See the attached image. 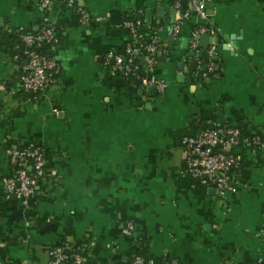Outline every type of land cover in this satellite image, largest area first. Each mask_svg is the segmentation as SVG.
I'll list each match as a JSON object with an SVG mask.
<instances>
[{
    "label": "crops",
    "instance_id": "1",
    "mask_svg": "<svg viewBox=\"0 0 264 264\" xmlns=\"http://www.w3.org/2000/svg\"><path fill=\"white\" fill-rule=\"evenodd\" d=\"M37 1L0 0V264H47L65 244L86 264H126L135 253L152 264L264 259V146L246 144L264 143V0L205 1L213 75L202 70L206 48H190L203 21L192 13L174 35L188 0H53L47 12ZM44 18L58 38L57 71L30 97L19 35ZM136 20L135 30L125 24ZM135 41L160 51L150 69L136 55L129 81L106 55ZM150 75L165 85L154 97ZM223 122L244 142L232 189L219 195L183 173L180 140ZM26 145L43 148L47 176L24 205L1 179L13 174L8 149Z\"/></svg>",
    "mask_w": 264,
    "mask_h": 264
},
{
    "label": "built area",
    "instance_id": "2",
    "mask_svg": "<svg viewBox=\"0 0 264 264\" xmlns=\"http://www.w3.org/2000/svg\"><path fill=\"white\" fill-rule=\"evenodd\" d=\"M205 1L207 0H188L187 8L181 12L179 20L174 26V35H176L180 26L179 22L190 17L192 13L203 21L191 31L190 48L192 51L200 50L202 35L211 36L212 34L210 24L207 22L210 13L205 7ZM52 4L53 0H38L36 7L47 12ZM125 24L135 30L134 27L139 25L140 21H127ZM19 40L21 47L19 54L20 58L24 60L19 72L21 91L26 96L43 93L51 84V73L57 71V63L52 56L39 52L38 48L45 45L50 52L54 50L58 40L55 28L52 24H48L44 18L37 31L21 32ZM159 51V46L154 43L129 42L124 46L122 56L108 53L106 63H111L110 67L114 73L118 72L123 76H128L131 71L136 69L133 64V58L136 55H145L150 69ZM215 53L213 44H209L203 53L207 59L206 73L212 75L215 74L213 59ZM145 83L154 84L158 93L164 91V83L152 75ZM180 142L184 174L197 180L201 185L214 187L219 195L232 189V172L239 164V158L235 154L234 148L244 142L240 128L226 122L214 124L211 127L199 129L192 135L182 136ZM246 144L254 149L264 146L259 136L247 140ZM7 159L13 168V174L1 179L6 197L18 199L25 205L29 197L37 193V185L47 176L45 152L39 146H12L7 151ZM132 231L133 223L131 221L123 223V234L130 235ZM68 262L86 264L81 251L72 245L65 244L50 249L47 264H66ZM126 264H152V261L141 255H134ZM249 264H264V259L257 258Z\"/></svg>",
    "mask_w": 264,
    "mask_h": 264
},
{
    "label": "water",
    "instance_id": "3",
    "mask_svg": "<svg viewBox=\"0 0 264 264\" xmlns=\"http://www.w3.org/2000/svg\"><path fill=\"white\" fill-rule=\"evenodd\" d=\"M125 29H128V27H125ZM209 38H210V36L208 34L201 36V38H200L201 48H207V46L209 45ZM206 68H207L206 65H204L202 70L205 71ZM146 80H149V76L146 78ZM138 83L140 84L141 81H138ZM145 90H146L148 96H150V97H154L156 95L157 89H156V86L154 84H147L145 86Z\"/></svg>",
    "mask_w": 264,
    "mask_h": 264
},
{
    "label": "trees",
    "instance_id": "4",
    "mask_svg": "<svg viewBox=\"0 0 264 264\" xmlns=\"http://www.w3.org/2000/svg\"><path fill=\"white\" fill-rule=\"evenodd\" d=\"M32 32H34V31H32ZM20 48H21V47H20ZM38 51L41 52V53H43V54H45V55H47V56H52L47 46H44V45H43V46L39 47V48H38ZM54 73H55V72H52V73H51V78H52V76L54 75ZM132 77H133V74L130 73L126 78L129 79V81H131V80H132ZM31 96H33V95H30V97H31ZM210 127H211V126H210ZM203 128H208V127L205 126V127L200 128V129H203ZM135 255H141V256H143V257L146 258V256H144V255L141 254V253H135ZM66 264H71V263L68 262V263H66Z\"/></svg>",
    "mask_w": 264,
    "mask_h": 264
}]
</instances>
